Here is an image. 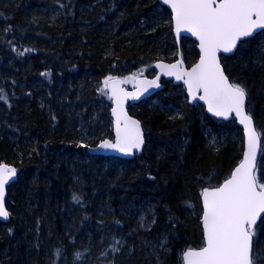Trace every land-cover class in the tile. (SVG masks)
<instances>
[{
	"label": "trees",
	"instance_id": "16d2710c",
	"mask_svg": "<svg viewBox=\"0 0 264 264\" xmlns=\"http://www.w3.org/2000/svg\"><path fill=\"white\" fill-rule=\"evenodd\" d=\"M182 49L195 63L196 43L184 39ZM177 54L161 0H0V163L19 171L8 188L10 221H0V264H183L185 248L204 245L202 189L242 158L234 119L210 116L164 80L129 107L145 129L143 152L92 153L113 136L105 81L152 75L155 61ZM222 60L246 90L264 183V30ZM253 237V263L264 264V216Z\"/></svg>",
	"mask_w": 264,
	"mask_h": 264
},
{
	"label": "snow or ice",
	"instance_id": "6c2138e0",
	"mask_svg": "<svg viewBox=\"0 0 264 264\" xmlns=\"http://www.w3.org/2000/svg\"><path fill=\"white\" fill-rule=\"evenodd\" d=\"M163 3L171 4L175 11L177 31L182 25L192 31L199 37L204 51L200 63L186 73L193 98L197 90L203 89L204 96L200 99L208 100L210 111L218 116L235 111L242 117L241 122L245 123L248 130L245 162L221 186L203 189L205 246L199 250H187L184 258L187 264H253L252 226L264 213V183H257L250 163L255 159L259 137L252 128L251 116L244 113L246 90L239 84L228 82L216 53L221 48L224 52H231L237 40L251 35L256 28L264 27V0H163ZM176 67L170 66L172 69ZM173 74L177 79H183V74L168 72V75ZM107 83L108 80L105 81L106 86ZM155 84V81L149 82V86ZM113 95H116L115 88ZM0 99L6 97L0 96ZM117 103H122L119 96ZM131 123L134 131L126 128L121 134L118 128L116 143L105 140L100 147L118 149L123 153L139 149L143 144L139 122ZM15 174V168L0 164V218L7 219L10 215L5 207V186ZM73 199L79 202L80 197L74 194ZM119 244L120 241H114L113 252L119 250ZM54 254L59 258L62 250L56 249ZM75 255L79 259L82 253L77 252Z\"/></svg>",
	"mask_w": 264,
	"mask_h": 264
},
{
	"label": "water",
	"instance_id": "95a60500",
	"mask_svg": "<svg viewBox=\"0 0 264 264\" xmlns=\"http://www.w3.org/2000/svg\"><path fill=\"white\" fill-rule=\"evenodd\" d=\"M162 2H163V0H162ZM163 4L171 11L173 32H174L177 44H178L179 49H180L179 55H178L179 58L175 62L166 61V60H157L154 63V68L156 70V74L153 76L143 75V76L137 77L135 79V85L132 88H128L125 85V82H124L122 77H114V78L108 79L107 91H108L109 98L112 101L111 115H112V119H113V137L112 138H106V139L102 140L101 142H99V144L95 148H93L92 153L107 155V156H116V157L127 158V159H132L135 157L136 154H141L143 152L145 144H146L145 130L143 128V124H142L141 120L130 113L129 105L141 102V101L145 100L146 98H149V97L155 95L156 93H158L159 91H161L163 86H164L163 80L166 79L169 81H173L175 84H183L185 87V90H186V95H187L189 103L192 105L202 104L205 107L207 114H209V115H211L217 119L226 120V121L231 120L233 118L235 119L238 126L241 128L242 134H243V153H242V158H241L240 162L232 170V172H231V174H232V173H234L235 169L241 165V163L245 162V153L248 152V130L246 128V125H245V123L241 122L242 117L238 116L235 111H232L231 113H229L228 115H225V116H218L215 114L214 111H210L208 100L207 99H200L201 96H204L203 89L197 90L195 93V98H193L192 92L189 91V87H188V83H187L188 76L186 75V73L190 72L192 70V68L196 67V65H198L200 63L201 58L204 56V51L200 46L199 37L197 35H195L192 31H189L183 25L180 27L179 32L177 31L174 9L171 7V4H165V3H163ZM263 30H264V27L256 28L252 31L251 35H249L247 37H241L239 40H237L236 45L231 52H224L223 49L221 48L216 53L220 68L222 69L224 76L227 77V80L229 83H232V82L230 81L229 77L227 76V74L225 72V69H224V66L222 63V57L233 55L236 52L241 41L252 38L256 34L262 32ZM183 38H191L192 40H194L197 43V49L199 51V57H198V60L191 66L187 65V63L185 62V59L181 53V41ZM171 65H177V67L175 69H172V68H170ZM169 71H172V72L178 73V74H183V79H177L175 74L168 75ZM151 81H155L156 84L149 86V82H151ZM156 85H158V86H156ZM113 88H115V90H116V95H113ZM125 94H127V96H125ZM117 96H119L120 100L122 101L121 104L117 103ZM133 97H136V98H133ZM247 104H248V100H247V95H246V99L244 102V113L246 115L251 116L252 128L255 130L257 136L259 137V139H258V145L259 146L256 149L255 159L250 162L251 166H252V175L256 177L255 173H256V168H257L258 160L260 157V151H261V137H260L259 131L257 130L253 116L251 114H249V112L247 110ZM113 109H116V111L113 112ZM132 121H138L139 122V129H140V132H141L142 138H143V144L140 146L139 149L134 148V149H132L131 153H123V152H120L118 149H105V148L100 147V145H102L105 140L111 141L112 143H116L118 128H119L121 134L124 133L126 128L129 131H134L133 125L131 123ZM0 164H4V165H7L11 168L16 169L15 177L13 179H11L8 182V184L5 186V198H4L5 199V207L7 208L8 212H9V209L7 206L8 187L17 179L18 169L13 164H8V163H0ZM230 178H231V175L227 179H230ZM223 183H224V181L220 185L215 186V187H219ZM204 188L211 189L212 187H204ZM257 190L259 191V188ZM201 204H202L203 236H204V241H206V233H205V229L203 226L204 205H203L202 194H201ZM263 216H264V213H261L260 217L256 221V224L252 226V230H254L255 227L259 224V222L261 221ZM10 218H11V215H9V217L7 219L0 218V221L7 223L10 221ZM253 242H254V239H253V235H252V238H251L252 260H253ZM204 246H205V243H204ZM189 249L199 250L200 248H188L187 250H189ZM183 262H184V264H187V261L184 258V255H183Z\"/></svg>",
	"mask_w": 264,
	"mask_h": 264
},
{
	"label": "rangeland",
	"instance_id": "374dc122",
	"mask_svg": "<svg viewBox=\"0 0 264 264\" xmlns=\"http://www.w3.org/2000/svg\"><path fill=\"white\" fill-rule=\"evenodd\" d=\"M145 71L143 69L141 70H137L134 73L128 75V76H123V79L125 80L126 84L128 86H133L134 84V80L141 75H144ZM104 87L106 88V85L104 84ZM154 102H156V99L154 100ZM216 141V139H212V142L214 143Z\"/></svg>",
	"mask_w": 264,
	"mask_h": 264
},
{
	"label": "bare ground",
	"instance_id": "6f19581e",
	"mask_svg": "<svg viewBox=\"0 0 264 264\" xmlns=\"http://www.w3.org/2000/svg\"><path fill=\"white\" fill-rule=\"evenodd\" d=\"M171 24H172V16H171ZM172 30H173V24H172ZM173 34H174V32H173ZM175 36V35H174ZM176 38V37H175ZM184 39H190V40H192L191 38H183L182 40H184ZM179 51H180V49H179V47H178V54H177V57L175 58V59H173V60H166V61H173V62H175V61H177L178 60V58H179ZM181 53L183 54V49L181 48ZM159 60H164V59H159ZM156 62V61H155ZM18 99V97L16 98V100ZM109 113H110V116H111V118H112V115H111V108L109 109ZM18 173H19V171H18ZM19 176V175H18ZM18 176H17V179H18ZM16 179V180H17ZM15 180V181H16ZM14 181V182H15ZM13 182V183H14ZM189 248V247H188ZM188 248H185L183 251H182V253H181V258H182V263L184 264V262H183V255H184V253H185V251L188 249Z\"/></svg>",
	"mask_w": 264,
	"mask_h": 264
}]
</instances>
